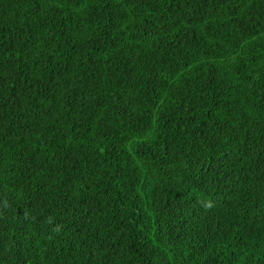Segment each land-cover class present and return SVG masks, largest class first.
Wrapping results in <instances>:
<instances>
[{
  "label": "trees",
  "instance_id": "obj_1",
  "mask_svg": "<svg viewBox=\"0 0 264 264\" xmlns=\"http://www.w3.org/2000/svg\"><path fill=\"white\" fill-rule=\"evenodd\" d=\"M0 264H264V0H0Z\"/></svg>",
  "mask_w": 264,
  "mask_h": 264
}]
</instances>
